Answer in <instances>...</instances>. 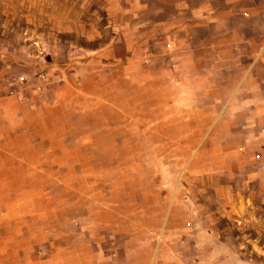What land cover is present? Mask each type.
I'll return each instance as SVG.
<instances>
[{
  "label": "rangeland",
  "instance_id": "rangeland-1",
  "mask_svg": "<svg viewBox=\"0 0 264 264\" xmlns=\"http://www.w3.org/2000/svg\"><path fill=\"white\" fill-rule=\"evenodd\" d=\"M143 1L0 0V264H264V88L230 86L252 0L179 34ZM220 34L223 70L195 56Z\"/></svg>",
  "mask_w": 264,
  "mask_h": 264
},
{
  "label": "crops",
  "instance_id": "crops-1",
  "mask_svg": "<svg viewBox=\"0 0 264 264\" xmlns=\"http://www.w3.org/2000/svg\"><path fill=\"white\" fill-rule=\"evenodd\" d=\"M228 1V0H225ZM194 4V0H144L142 7L146 9L145 20L143 23L146 25L158 24L161 27L167 29L168 24L172 25V30L179 34L182 29L185 28L184 21H181L179 11L186 6L190 8ZM242 14L249 15L250 19L242 20V18L235 19L236 22L251 23L254 25L253 31H240L235 34V39L238 40V44L246 45L247 47H239L236 50V67L235 69L241 73L240 78L236 83L230 86L239 88H264V35L255 31L259 25L264 23V0H252L251 5L243 7ZM247 8H250L247 9ZM172 9L173 19H168V10ZM223 13V12H222ZM221 17V16H220ZM204 21L208 22L214 18L211 14H204ZM225 22L233 21V18H225ZM228 37L227 34H220L219 37L206 39L209 43L205 46L202 53H197L195 56L204 57H216L219 55V61H214L218 64L220 70H223L222 66H227L228 61L224 59V49L215 48V44L212 39L221 41L223 38ZM125 38H127L125 36ZM129 38V37H128ZM192 54V53H191ZM227 86V85H226ZM256 96V98H255ZM251 102L260 103V96L256 94Z\"/></svg>",
  "mask_w": 264,
  "mask_h": 264
}]
</instances>
